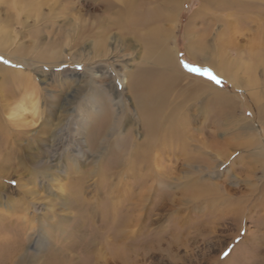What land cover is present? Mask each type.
Masks as SVG:
<instances>
[{
	"label": "rangeland",
	"instance_id": "1",
	"mask_svg": "<svg viewBox=\"0 0 264 264\" xmlns=\"http://www.w3.org/2000/svg\"><path fill=\"white\" fill-rule=\"evenodd\" d=\"M28 1L0 0V131L9 141L0 146V226L6 223L15 231L33 222L35 234L24 250L37 264L39 257L62 255L70 228L83 217L74 215L75 199L95 209L83 219H93L99 231L121 219L126 199L137 204L140 199L132 214L144 227L139 233L125 238L108 225L113 240L105 247L108 264H264V0H133L134 5L119 0ZM124 4L139 12L140 20L155 8L178 6L173 20L157 22L188 75L176 80L169 97L172 107H183L188 120L178 124L186 153L179 151L181 140L172 145L176 155L156 153L155 168L162 177L168 174V185L160 178L150 186L156 175L148 170L154 166L153 155L133 165L128 160L144 131L135 119L123 72L154 63L145 42L132 33L127 35L131 47H126L112 35L120 26L112 25L104 36L105 56L92 51L100 37L93 33L104 31L106 16ZM89 23L78 39L77 30ZM148 25L139 24L136 31L143 33ZM198 40L205 50L188 52L186 46ZM186 64L210 70L220 83ZM106 69L112 74L102 78L107 83L102 97L113 112L119 99L133 120L128 140L123 124L117 136L108 137V146L96 149L86 133L94 128L90 119L100 108L93 103L99 97L88 83ZM110 80L114 83L108 88ZM196 171L214 194L189 195L184 187L197 177ZM134 190L142 196H133ZM101 219H107L104 227ZM6 235L0 231V241ZM115 237L127 242L124 252L118 251ZM74 250L68 257L65 252L62 264H102L91 253Z\"/></svg>",
	"mask_w": 264,
	"mask_h": 264
},
{
	"label": "bare ground",
	"instance_id": "2",
	"mask_svg": "<svg viewBox=\"0 0 264 264\" xmlns=\"http://www.w3.org/2000/svg\"><path fill=\"white\" fill-rule=\"evenodd\" d=\"M119 1L125 4L127 3L129 4V2L132 3L131 5L136 4L133 0H119ZM17 2L25 3L29 1L28 0L26 1L17 0ZM125 4L122 10L115 12L114 15L106 16V20H104V24L106 25L103 24L105 26L104 31L100 33V31L95 30L97 31V33L95 32L93 34L97 36L99 35L100 37L95 38L92 51L94 52L95 56L104 57L105 52H106L105 45L107 44L106 38H104V36H106V32L111 31L112 25L114 27L120 26V32L112 34L115 40L118 39L119 43L126 45V47H131V41L127 39V35H130L132 33H138L140 39L145 42L146 49L148 53L152 56L153 62L160 65L156 67L153 63L145 67H135L133 70H130V71L128 70V71L123 72V74L126 76V82H127L126 84H127L128 91L131 93L130 95H132V98L135 103L134 104L135 113H136L135 119H137V121L140 123L144 131V140H142V142L137 145V148L129 151L130 156L128 160L131 162V165H133L134 163H137L141 159H143V157L147 158L153 155L154 166L152 165L148 166V170L153 171L156 175L154 177L151 176L152 182L150 183V186L159 182L161 180L160 178H163L161 180L163 185L165 183L166 185H168L169 184L168 174L162 177L161 171H158L155 168L156 167L155 160L157 158L156 153L169 152L171 155H176V153H174L175 150H173L174 147L172 145L176 143V141L178 140L179 141L181 140V142H179L180 143L179 151L186 153L185 142H183L182 140V137L184 136L181 135L184 131L181 130L182 127H179L180 125L178 124H182L184 126L186 125V122L188 120L186 119V116L184 115L185 112L182 109L183 107H181V105L179 104H177L176 106L174 105L175 107L174 106L172 107L169 102V97H170V93L172 92L173 85L176 82V80L185 79L188 77V75L187 73L182 71V69L180 68L179 63L177 59L175 58L173 49L168 45V39L166 37L167 33L165 32V30L160 28L162 26L157 24V22L159 20H165V21L173 20L175 17V11L177 10L178 6L169 5L167 7H163L162 9L155 8L152 10L151 14L148 17L146 18L143 17L142 20H140L141 19L140 13L136 12L133 9L130 10L129 8H132V7H129ZM104 7L109 8V3H105ZM99 19H100L99 17L95 18L94 21L96 24L98 23V21H100ZM91 24L89 23V25L87 26H82V25L80 26V28L77 30L78 39H81L79 37L84 35V31H83L82 32L83 34L79 36V31L84 30V28H89ZM139 24H149L148 29L145 30V32L143 33L140 32L139 30L136 31L137 25ZM97 27H99V25ZM197 38H199V36ZM186 47H187L188 52L190 53L194 51L203 52L206 48V45L202 43V41L201 42L199 41L195 45L189 43ZM256 62L258 63V60H256ZM96 67L98 68V66ZM104 74L107 77H111L112 72L109 69H106L105 71H102V74L99 77L95 78L94 80L91 79L88 83L89 85L91 84V86L93 87L92 88L93 92L97 93L99 97V100L97 99L93 101V103H96L95 105L99 106L100 108H98L97 113L93 116V119H90V122L93 123L94 128L93 130L89 131L90 133L88 132V134L90 135L86 133V136H87L86 138L88 139L89 145H91L92 148H96V149L98 147L103 149L104 146L105 147L108 146V140H109L108 137H110L111 135L117 136L123 124L127 126V131L125 132V135H126V139L128 140V137H129L128 130H130L129 122L131 123V121L133 120L132 114L129 113L128 110L121 109V106H120L121 103H119L120 102L119 99L116 100L118 109L116 112H113L112 110L114 109L111 110V106H110L111 102L110 103L107 102L106 99L102 97L103 92L107 88L105 86L107 83L103 85L102 78L104 77ZM112 83H114V80H110L109 84L107 85L108 88L111 87ZM101 104H102V108H101ZM31 105L32 106L30 110L35 112L37 109L35 108V103L31 102ZM25 108L26 107H23L22 110H25ZM179 112L181 114L180 116L178 115ZM176 115L179 117V119H176ZM90 122H89V126L91 124ZM8 142L9 141L6 138V133L3 130L0 131V146L8 145ZM245 143L249 144V141H245ZM123 151L125 154L127 153L126 146H124ZM200 151L201 149H199V152L197 153H202ZM0 154L2 155V153ZM166 159L171 160V158H166ZM177 159L180 160L181 157H177ZM191 169H194V168L191 167ZM191 169L189 170L190 172H191ZM196 172L198 174V171ZM101 177H103L102 174L99 175V179ZM198 177L201 178L200 174H198L197 177L190 179V183H189L190 185L189 184L185 185L184 188H189L186 190L189 193V195L191 197H195V196L208 195L209 193L214 194L213 187L209 186V184L205 181H200ZM191 181H193L194 183L192 184ZM186 182H189V181H186ZM71 185L73 186V183ZM165 188L166 187H162V189H165ZM184 188L182 190H184ZM138 191L139 190H136V191L134 190L132 192L133 196L134 195L139 196L141 192H138ZM141 196L142 194L139 197ZM112 201L111 203H113ZM139 201L140 199H138V204H137L136 201H134L135 203H131V199L130 200L126 199V207L124 208V210L126 211L125 212L123 211L121 219L115 218L117 221H113L112 224H108L110 226L112 225L113 228L114 227L118 228L119 230L118 234H120L119 236H122L125 238L131 237V236L133 237L135 233H139L140 230L144 228L140 226V223L138 222L137 218H132L133 217L132 214L135 211V207L138 208ZM74 202L76 204V207L74 208L75 210L74 215H76V218L78 217V220L81 216L86 217L85 215H88L89 212L95 213V209L92 208L91 206L87 207L86 203H84V201L81 200L80 198L78 200L75 199ZM167 203L168 201L166 200V202L163 203L164 206H168L169 204ZM239 205H236V206H239ZM111 208L112 207L109 203L108 211L112 212ZM113 209H115L114 206H113ZM11 216H12V213L5 215L4 216L5 221L8 222L9 220H11ZM83 217L79 222H77V224L76 223L73 224L74 229L70 228L72 229V231H70L66 239L65 249L61 252V254L64 256L62 255L60 256V254H56V253L53 254L52 256L48 254L47 258L41 259L40 261H39L40 257L38 256L39 258L37 257L38 258L37 264H62L65 262L63 258H65L67 254L68 255L69 254L71 255V253L73 254V252L75 251L74 249H79V252L82 251V252L91 253L95 261H99L102 264L107 263L105 260V255H106L105 247H107V244L109 245V243L113 241V240L112 241L109 240L111 238H109L110 229L107 225V219L105 220L101 219L100 221L102 223L101 225L103 227L105 225L107 226L105 228H102L103 229L102 231H99L97 228L93 226V221H92L93 219H90L87 216V219L84 220ZM5 224L6 223H4L3 226L2 225L0 226V231L7 233L4 240L0 241V264H29L31 263V261L33 262V260L29 256H27L24 250V244L28 242L29 240H31L33 235L35 234L36 228L33 222L32 221L25 222V225L19 226V229L15 231H12L9 228H7ZM79 234L81 235L80 241L74 242L73 239L77 238ZM118 240L119 239L117 238V242L119 245L118 248L120 247V250L118 249L116 250L122 251V249H125V245L127 244V242L126 241L124 242L121 239L120 241ZM65 252H66V255H65ZM122 252H124V250ZM49 253L51 254L52 252L50 251ZM54 255H56V258H54L55 257ZM33 264H35V262H33Z\"/></svg>",
	"mask_w": 264,
	"mask_h": 264
},
{
	"label": "snow or ice",
	"instance_id": "3",
	"mask_svg": "<svg viewBox=\"0 0 264 264\" xmlns=\"http://www.w3.org/2000/svg\"><path fill=\"white\" fill-rule=\"evenodd\" d=\"M0 60H3V58L0 57ZM4 62L7 63V61H4ZM185 67L189 68L190 71H194L202 75H206L210 80L214 81L217 84L220 83V79L215 74H213L210 70L201 71L199 68L191 67L187 64L185 65Z\"/></svg>",
	"mask_w": 264,
	"mask_h": 264
}]
</instances>
